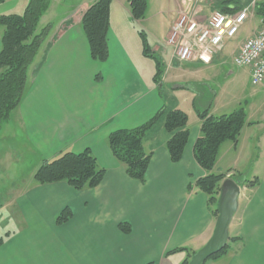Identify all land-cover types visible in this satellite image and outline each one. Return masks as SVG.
<instances>
[{
    "label": "crops",
    "instance_id": "crops-1",
    "mask_svg": "<svg viewBox=\"0 0 264 264\" xmlns=\"http://www.w3.org/2000/svg\"><path fill=\"white\" fill-rule=\"evenodd\" d=\"M96 1L82 0L58 16L52 12L60 1L50 0L39 28L51 25L52 29L30 68L22 103L0 130V181L7 180L0 191L8 198L0 211H11L17 228L6 233L0 264H181L187 253L176 250L198 251L214 232L216 217L209 198L197 186L206 173L194 158L201 135L196 108L221 116L242 106L221 86L213 88L210 76L222 73L229 58L259 31L262 18L256 11L250 15L247 20L255 24L253 29L250 26L244 35L243 25L212 62L181 64L172 60L167 38L189 0H174L165 48L160 51L165 72L161 84H156V66L143 55L138 34L130 30L135 20L130 8L114 14L115 0L109 59L101 63L91 58L82 18ZM236 2L232 9L238 7L239 12L264 0ZM27 3L7 0L0 5V15H20ZM4 32L0 27V52ZM232 41L233 50L227 51ZM245 70L251 83V69ZM165 86L167 99L161 91ZM208 95L210 102L205 101ZM257 95L264 108V83ZM164 105L168 110L187 109L189 141L182 160L174 163L166 148L170 134L163 121L156 125L146 138L145 149L153 155L145 183H140L112 155L109 136L147 123ZM259 113L250 116L246 110L247 124L237 143L226 142L219 150L214 173L245 175L244 168H249L248 176L259 183L253 189L242 187L229 226L230 238L236 240L224 255L205 264H264V119L257 117ZM87 149L106 170L98 187L77 191L64 182H36L35 173L44 160ZM25 156L31 167L11 175L14 166L27 163ZM67 208L71 219L57 225V216ZM121 224H128L130 232H123Z\"/></svg>",
    "mask_w": 264,
    "mask_h": 264
},
{
    "label": "trees",
    "instance_id": "trees-1",
    "mask_svg": "<svg viewBox=\"0 0 264 264\" xmlns=\"http://www.w3.org/2000/svg\"><path fill=\"white\" fill-rule=\"evenodd\" d=\"M6 1L0 0V5ZM230 1L232 0H225V3ZM233 1L237 6L236 0ZM50 5V0H30L23 14L0 15V27L5 28L0 52V129L9 122L12 112L24 99L30 68L52 29L51 25H47L38 30L40 21ZM111 5L112 0H97L86 10L82 18V30L89 44L91 58L101 63L106 62L110 56L108 32L111 24ZM129 7L135 20H143L148 0H129ZM226 7L229 8L228 10L225 8L227 10L225 12L230 14L239 9ZM256 13L264 20V2L257 5ZM140 36L143 55L155 62L154 82L161 84L165 64L162 58L152 51L146 34L141 32ZM196 110L201 121V135L194 146V158L206 173L205 177L197 182V186L208 196L210 211L217 218V201L224 180L232 179L240 186L252 189L258 185L257 180L242 182L234 176L227 177V173L213 172L221 146L229 141L237 143L247 124V114L244 106L221 116L210 115L208 109ZM162 121L164 130L170 134V139L166 143L168 153L174 163H179L190 137L189 115L183 110H168L164 105L147 123L133 129L117 130L109 136L108 146L112 155L124 166L127 175L140 183H145L153 155L145 149L147 135ZM105 174L106 170L100 167L96 157L87 149L81 153H64L52 161L44 160L34 178L42 185L64 182L74 190L81 191L98 187ZM71 217L72 212L67 208L57 216L56 223L59 226L63 225ZM120 229L125 233L131 230L128 224H121ZM7 237L8 234L0 237V247L4 245ZM234 240L236 238H230L227 247L210 260H216L224 255L229 243ZM175 252H186L188 258L181 264H189L197 251L181 248Z\"/></svg>",
    "mask_w": 264,
    "mask_h": 264
},
{
    "label": "rangeland",
    "instance_id": "rangeland-1",
    "mask_svg": "<svg viewBox=\"0 0 264 264\" xmlns=\"http://www.w3.org/2000/svg\"><path fill=\"white\" fill-rule=\"evenodd\" d=\"M29 1L30 0H28V3ZM59 1H60V4L55 3L54 5V10L52 12L53 15H58V16L62 15L61 14L62 11L66 10L68 6H71L72 4L78 3L82 0H59ZM87 1L91 2L94 0H87ZM237 1L240 2L241 0H237ZM234 3L235 1L233 0L227 3H225V0H191L189 2L190 6L194 7V10H201L200 15H204V16L206 15L209 16L211 13L215 11L225 12L229 8V7L227 8L226 6H230V8H233L232 6H234ZM258 4L259 2H256L255 5L251 4L250 6H246L250 8V15H252L256 11V7ZM175 6L176 4L174 0H148V8H147L145 19L139 20V21L134 20L131 22L130 30L138 34L137 35L138 44L140 45L141 43L140 33L141 32L145 33L152 51L157 56H160L161 55L160 51L163 48H165L164 37L170 26V20L171 18H173L172 16L173 14L171 12L175 9ZM125 8H128V9L130 8L128 4V0H115V4L113 5L114 14L121 15L122 13L125 12ZM225 8H227V10ZM23 12H24V8L19 12L20 15L23 14ZM161 13L163 14L161 15ZM179 15H178V18H179ZM248 20H247L248 23L246 22L247 24L246 23L244 24L243 31H241L244 35L249 33L250 26L253 29L255 25V24L252 25V23L250 24ZM38 30H40V28ZM234 43H235L234 41L229 42V45L227 46L228 47L227 51L233 50ZM172 60L174 62L181 63L173 57H172ZM150 62L155 64V62L152 59H150ZM181 64H185V63H181ZM245 69L246 68H240L236 66L233 62V58L230 57L224 69H221L222 73L220 75L215 74V75L210 76L211 81H212V83L210 84L216 90H218L217 87L221 86L225 90V92L232 93L235 98H238V101L241 102L242 106L245 107V110H247V113L248 114L250 113V116L255 114L257 111H260L257 117L264 119L263 102H261L262 100L261 98H259L260 96L257 95V91L261 89V85L253 86L249 82L248 75L246 74ZM230 72L232 73V75L230 74ZM167 90L168 89L166 86L164 87V89L161 90L162 94H164V97L166 99L168 97ZM210 99L211 97L210 95H208L206 96L205 101L210 102L211 101ZM185 111H187L186 108H185ZM4 126L1 129H3ZM13 142H10V143H13ZM24 160L25 161L27 160V156L24 157ZM28 162H29V165H28ZM28 162L25 163L26 165L24 164V166L22 165L14 166L12 168L11 175H13V173L21 172L23 168H24V171H27L29 167H31L30 165L31 161L29 160ZM248 171H249V168H244L245 175H242V174L232 175V174H229L230 172H226V173L228 175L227 177L234 176L235 178L242 180V182L248 179L249 181H254L252 180L251 177L248 176ZM247 177L248 179H246ZM5 183H7V180L0 181V190L2 189L3 185H6ZM7 200L8 198L3 195V191H0V209L2 208V206L5 205ZM11 215H12V212L7 211L6 209L5 210L3 209L2 211H0V237L6 235L8 231H15V229H17L15 228L13 216Z\"/></svg>",
    "mask_w": 264,
    "mask_h": 264
},
{
    "label": "built area",
    "instance_id": "built-area-1",
    "mask_svg": "<svg viewBox=\"0 0 264 264\" xmlns=\"http://www.w3.org/2000/svg\"><path fill=\"white\" fill-rule=\"evenodd\" d=\"M187 1L179 18L171 28L167 45L173 50V57L181 63L199 61L205 64L221 52L227 41L233 40L240 28L250 17V8L237 13L215 11L201 18V10H194ZM240 68L251 69V83H264V20L261 28L248 38L233 57Z\"/></svg>",
    "mask_w": 264,
    "mask_h": 264
},
{
    "label": "water",
    "instance_id": "water-1",
    "mask_svg": "<svg viewBox=\"0 0 264 264\" xmlns=\"http://www.w3.org/2000/svg\"><path fill=\"white\" fill-rule=\"evenodd\" d=\"M240 195L238 182L226 179L222 183L217 201L218 216L212 237L192 256L189 264H205L227 247L230 239L229 226L238 211Z\"/></svg>",
    "mask_w": 264,
    "mask_h": 264
}]
</instances>
